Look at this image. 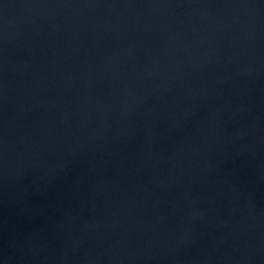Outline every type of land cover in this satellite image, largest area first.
Here are the masks:
<instances>
[{
	"label": "water",
	"instance_id": "water-1",
	"mask_svg": "<svg viewBox=\"0 0 264 264\" xmlns=\"http://www.w3.org/2000/svg\"><path fill=\"white\" fill-rule=\"evenodd\" d=\"M0 264H264V0H0Z\"/></svg>",
	"mask_w": 264,
	"mask_h": 264
}]
</instances>
